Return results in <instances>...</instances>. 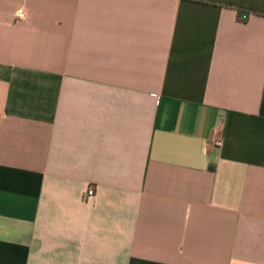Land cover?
Listing matches in <instances>:
<instances>
[{"label": "crops", "instance_id": "crops-1", "mask_svg": "<svg viewBox=\"0 0 264 264\" xmlns=\"http://www.w3.org/2000/svg\"><path fill=\"white\" fill-rule=\"evenodd\" d=\"M0 264H264V0H0Z\"/></svg>", "mask_w": 264, "mask_h": 264}, {"label": "built area", "instance_id": "built-area-1", "mask_svg": "<svg viewBox=\"0 0 264 264\" xmlns=\"http://www.w3.org/2000/svg\"><path fill=\"white\" fill-rule=\"evenodd\" d=\"M16 17L19 19V20H23V19H25V12L24 11H22V10H19V11H17L16 12ZM247 16H243V18H246ZM216 144L217 145H221V140H218V141H216ZM94 193V191H93V189H88V191H87V194L88 195H92Z\"/></svg>", "mask_w": 264, "mask_h": 264}]
</instances>
